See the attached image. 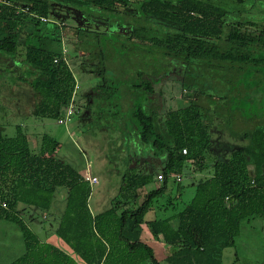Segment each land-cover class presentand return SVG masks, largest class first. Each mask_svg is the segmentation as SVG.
Segmentation results:
<instances>
[{
    "label": "trees",
    "instance_id": "trees-1",
    "mask_svg": "<svg viewBox=\"0 0 264 264\" xmlns=\"http://www.w3.org/2000/svg\"><path fill=\"white\" fill-rule=\"evenodd\" d=\"M218 1L139 0L132 3L136 14L128 15L124 9L129 0H0V56L13 58L22 47L23 74L39 97L32 109L37 119L57 121L75 85L59 36L32 34L33 40H27L39 26L53 23V4L97 14L107 25L129 27L128 35L74 28L73 44L86 56L80 64L102 79L104 93L98 110L92 111L93 100L85 104L84 114L97 123L105 115L113 119L118 105L130 104L139 141L160 165L146 173L131 167V154H143L142 148L131 150L109 207L92 215L87 202L91 186L57 157L54 137L42 134L34 151L20 125L13 135H6L0 125V219L17 225L21 243L17 256L6 264H223L222 252L234 245L242 222L264 219V112L242 108L251 100L249 93H264V15ZM230 1L243 6L247 0ZM19 6L28 12H16ZM252 27L259 32L253 33ZM115 46L119 54L123 49L129 54L114 58ZM129 62L140 67L133 72ZM171 70L181 75L184 102L157 114L151 107V78ZM120 93L122 97L116 95ZM74 104L73 115H78ZM211 117L252 120L253 129L244 134L247 144L230 150L226 160L216 159L208 177L189 183L192 196L180 209L146 219L170 179L175 182L172 175L182 176L190 162L202 167L210 148ZM158 173L163 176L160 184L142 192ZM175 183L179 191L181 182ZM18 204L57 216L51 234L70 253L39 241L19 216ZM142 226L166 245L162 263L141 239Z\"/></svg>",
    "mask_w": 264,
    "mask_h": 264
},
{
    "label": "rangeland",
    "instance_id": "rangeland-1",
    "mask_svg": "<svg viewBox=\"0 0 264 264\" xmlns=\"http://www.w3.org/2000/svg\"><path fill=\"white\" fill-rule=\"evenodd\" d=\"M136 1L139 0H129V4L124 9L126 14H136L132 4ZM218 2L224 3L228 7L231 6L233 10L264 15L262 0H247L243 6L233 5L230 0H220ZM49 18L53 23L39 26L40 28L35 29L27 40L32 41L34 34L48 35L50 32L60 37L59 47H63L64 55L78 83L75 102L80 113L72 115L71 120L65 126L52 119L33 117L32 109L39 97L30 88L27 82L28 79L23 74L25 66L21 63L23 49L20 47L13 58L0 56V125H2L6 135H13L15 125H20L27 133L30 146L34 151L39 146L42 134L51 135L59 142L57 157L78 171L85 169V166H87V173L95 172L97 174L98 181L91 187V194L95 195L97 193L102 198L104 196H115L121 181V171L126 167L125 163L127 158L130 157L131 150L138 151L141 148L143 150V154L140 156L134 153L131 154V167H135L141 172H150L159 168L160 165L158 158L152 157L148 151H145L146 145L139 141V128L135 119L131 117L130 104L125 103L122 108L118 105L113 108V110H117V114L113 119L109 115H105L95 125L90 122L89 118H84L85 104L95 100L94 107L91 109L92 111L98 110L102 102L101 96L104 93L99 85L94 86L100 82V77L90 74L87 72L88 68L80 64V61L86 56L84 50H76L77 48L73 44L74 28L128 35L129 27L125 24L118 27L115 23L107 25L105 20L97 14H87L82 9L61 3L53 4ZM249 30L253 33L259 32L257 28L254 30L253 27ZM118 48L113 47L114 58L119 55L122 56L121 54H129L126 49H123L124 52L121 51V54H119ZM137 59L140 60L139 57ZM112 61L117 62L114 59H111ZM121 62L118 61L119 64ZM76 64H78V69ZM126 65L129 66V64ZM130 65L133 72L136 67H140L138 62H132ZM134 80L137 81L131 79V81ZM121 81L123 87L125 84L124 79L121 78ZM157 81L155 86L160 90V97L158 106L152 107L155 113L162 114L166 109L178 107L184 102L185 97L181 89V75L179 72L171 70L167 74L163 73ZM116 95L122 97V93ZM249 98L251 99L250 102L246 101L242 104V108L246 113H253L256 110L264 112V93L256 94L252 91L249 93ZM101 121H104L102 125L105 127H100L102 126L100 125ZM208 122L211 141L209 152L205 155L202 167L198 168L192 162L188 164L187 171L182 174V187L179 191L177 184L170 179L166 191L155 200L153 210L148 211L145 216L146 219L162 217L180 209L181 204L192 196L193 187L189 183H196L208 177L212 170V164L216 159L226 160L229 157L230 150L247 144L248 139L244 137V134H247L254 127L252 120L241 123L235 120H222L211 117ZM159 184L158 181L154 180L141 191L146 192ZM179 192L181 193L180 197L178 196ZM61 194L63 195L60 191L59 199ZM27 208L29 209L27 210ZM17 210L20 217L22 216V219L29 224L39 238L51 234L57 224V216L53 218L39 209L18 204ZM19 232L14 222L0 219V264L8 263L10 259L17 255L15 248L19 246L18 242L20 243V239H18ZM164 247L166 248V245L157 248V258H162L168 252L167 249L164 250ZM222 263L264 264V219L256 218L249 222L246 220L242 222L240 233L235 238L234 245L225 248L222 252Z\"/></svg>",
    "mask_w": 264,
    "mask_h": 264
},
{
    "label": "crops",
    "instance_id": "crops-1",
    "mask_svg": "<svg viewBox=\"0 0 264 264\" xmlns=\"http://www.w3.org/2000/svg\"><path fill=\"white\" fill-rule=\"evenodd\" d=\"M159 77H155V78H151L152 79V82H153V87H154V102L151 104L152 106L151 107H157L158 106V100H159V97H160V90L155 86L156 82H158ZM102 83V79H100V82L95 84L94 86H97L99 85L100 87V84ZM94 84V83H92ZM101 88V87H100ZM79 103V102H78ZM174 108V107H172ZM167 110V109H166ZM165 110V111H166ZM164 111V112H165ZM78 113H80V110L78 111ZM85 119H87V116L85 115L84 117ZM110 122V120H108ZM104 123V121H101L100 122V125H102ZM107 123V121H106ZM111 123V122H110ZM94 125L96 124L95 122L93 123ZM100 127H105L104 125L100 126ZM101 130V129H100ZM62 160V159H61ZM63 162H65L64 160H62ZM66 163V162H65ZM78 171V170H77ZM82 176H84L85 174H89L87 173V166H85V169H81V171L79 170L78 171ZM146 172H149V171H144L143 173H146ZM89 175L91 176H97V174L95 172L93 173H90ZM98 181V180H97ZM158 181V180H157ZM159 182V181H158ZM97 183V182H96ZM94 183V184H96ZM160 183V182H159ZM93 184V185H94ZM91 185V187L93 186ZM101 195H97V193L95 195L91 194L90 192V195H89V198H88V208L91 212L92 215H95L99 212H102L104 211L105 209H107L109 207V204H110V200L114 197V196H111V197H106L104 196V198L100 197ZM106 197V198H105ZM29 208H27L28 210ZM163 210V209H162ZM164 211V210H163ZM20 216V215H19ZM22 218V216H21ZM26 226L31 229L32 231H34L30 226L29 224L24 220ZM47 225V224H46ZM48 227V225H47ZM142 233H141V239L144 240L147 244H149V246L152 247L153 251H154V255L155 257L157 258L156 256V250L157 248H162V245H164L161 241L160 238L158 239H153L147 228L145 226H142ZM37 234V233H36ZM38 240L41 241V242H45V243H50V244H53L55 246H58L59 248H61L62 250H65L66 252L70 253V249L67 247V245L64 244V242L62 240H60L59 238H56L54 237V235L52 234H48V235H45L43 238H39L38 236ZM19 246L17 248H15V251H19L20 247H21V243H19ZM156 245V246H155ZM155 246V247H154ZM167 249L164 247V250ZM166 254L163 255L162 258H157V260L162 263L163 262V258ZM17 256V255H16ZM16 256H14L12 259H10L9 261L13 260Z\"/></svg>",
    "mask_w": 264,
    "mask_h": 264
},
{
    "label": "built area",
    "instance_id": "built-area-1",
    "mask_svg": "<svg viewBox=\"0 0 264 264\" xmlns=\"http://www.w3.org/2000/svg\"><path fill=\"white\" fill-rule=\"evenodd\" d=\"M19 11H22V12H28V8L25 6V7H16V12H19ZM40 20L43 21V22H47L49 21V19L47 18H43V17H40ZM75 78V76H74ZM78 89V83H77V80L75 78V85H74V91H73V94H72V97H71V100L70 102L63 108V113H62V116L57 119V123L60 124V125H66L70 120H71V117L73 115V113L75 112V104H74V100H75V95H76V91ZM182 153H186V150L185 149H182ZM84 180L87 181L89 183V185H93L94 183L97 182V178L95 176H91L89 174H85L83 176ZM172 178L175 182H181L182 181V176L179 175V174H174L172 175ZM163 179V176L161 173H158L156 175V180H158L159 182H161ZM4 206V204H2Z\"/></svg>",
    "mask_w": 264,
    "mask_h": 264
}]
</instances>
